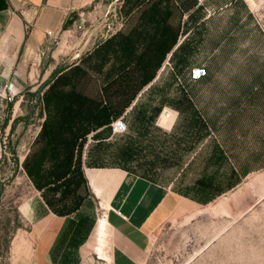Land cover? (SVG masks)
Returning <instances> with one entry per match:
<instances>
[{
	"label": "rangeland",
	"instance_id": "1",
	"mask_svg": "<svg viewBox=\"0 0 264 264\" xmlns=\"http://www.w3.org/2000/svg\"><path fill=\"white\" fill-rule=\"evenodd\" d=\"M121 6V0H105L100 7L104 15L91 19L88 31L54 38L58 49L53 67L38 83L26 85L9 107L11 127L0 132V264H11V238L24 226L17 207L34 191L25 169L41 147V99L49 86L40 96L38 91L62 73L71 76L72 84L60 88H76L122 112L111 128L119 118L127 124L125 133L112 129L100 145L93 139L95 132L88 134L82 169L93 155L97 164L124 167L196 198L202 192L198 182L215 179L211 193L217 194L201 196L210 201L175 214L152 234L142 264H264V0H191L185 16L170 20L179 41L146 85L138 64L109 79L111 64L99 73L89 61L80 63L100 42L130 29L124 9L119 13ZM183 42L188 62L179 64L173 53ZM78 64L79 72L72 73L69 67ZM195 67L207 71L197 82L190 79ZM182 92L206 123L209 135L203 139L189 129V112L182 114L170 105ZM163 100L154 116L153 108ZM141 105H148L146 122L138 116ZM165 109L173 115L167 123L161 120ZM130 142L137 151L132 160L123 148ZM221 152L224 159L217 161ZM77 155L78 150L75 159ZM249 171L245 177L240 174ZM72 185L81 205L87 202L85 183L74 180ZM65 190L55 196L47 192L59 200ZM75 200V195H65L67 206Z\"/></svg>",
	"mask_w": 264,
	"mask_h": 264
},
{
	"label": "crops",
	"instance_id": "2",
	"mask_svg": "<svg viewBox=\"0 0 264 264\" xmlns=\"http://www.w3.org/2000/svg\"><path fill=\"white\" fill-rule=\"evenodd\" d=\"M125 1L121 0L119 13L125 11L131 26L119 34L153 33L143 20L155 0H147L145 5L132 11L123 8ZM188 1L191 2H163L161 12L168 3L173 13L171 19L177 14L185 16L191 9L186 6ZM104 3L105 0H0V132L11 127L13 110L10 112L11 103L4 99L6 86L13 83L22 92L26 85L38 83L53 67L58 49L57 45L53 47L54 41L88 31L91 19L104 15L105 10H100ZM167 26L171 27L170 21ZM162 33L163 26L159 31ZM104 43L105 40L97 46ZM45 93L47 91L41 99L44 121L49 114L43 103ZM172 118L173 115L167 119ZM40 141L41 147L27 163H31L44 146L42 137ZM47 163L50 164L49 160L37 177L38 182L47 175ZM25 172L34 191L17 207L24 226L11 238L8 254L11 264H142L152 234L163 223L179 212L203 205L172 186L125 169L85 164L83 173L89 193L85 203L91 212L82 208L83 203L76 212L58 216L45 201V197L51 198V193L38 190L26 169ZM249 173L240 174L245 177ZM102 209L107 211V218L101 234Z\"/></svg>",
	"mask_w": 264,
	"mask_h": 264
},
{
	"label": "trees",
	"instance_id": "3",
	"mask_svg": "<svg viewBox=\"0 0 264 264\" xmlns=\"http://www.w3.org/2000/svg\"><path fill=\"white\" fill-rule=\"evenodd\" d=\"M146 1L126 0L123 8L128 7V11H132L145 5ZM168 1L155 0L148 8L147 18L143 22L152 29L153 33L150 34L147 31L143 36L132 33L128 35L117 34L104 44L97 46L94 52L85 59H81L80 63L86 60L89 61L91 68L99 73L103 72L107 64H111L107 73L109 79L118 72L128 69L133 64H138L145 72L142 84L150 83L155 75L154 70L160 67L166 55L177 45L179 39V34L174 32L170 26H167L173 15L172 11L169 10L168 3L164 6V11L161 12L163 2ZM161 26H163V33L159 34ZM186 45L187 43L183 42L173 53V58L178 57L179 64L188 62V53L185 50ZM139 46H142L141 51ZM79 65L69 67L72 73L79 72ZM60 84L70 86L72 84L71 76L63 77L62 73L48 83L49 89L43 97V103L48 108L49 116L47 115L46 120L43 122L40 133V136L44 139V146L33 161L26 164V171L40 191L45 189V191H49L55 196V193L61 191L63 187L66 188L59 200L45 197V201L53 213L58 216H67L76 212L81 205L77 193L74 192L75 187L72 182L75 180L76 183H86L82 169V150L87 135L95 132L93 139L99 141L98 145H100L103 140L111 135V123L122 112H114L107 104L100 103L92 97L79 92L76 88H71L70 90L60 88ZM164 103L165 100L159 106L153 108L154 116L161 112L162 104ZM170 105L182 114L189 112V129L197 130V133L200 134V139L209 135L206 123L184 92L176 101H171ZM9 106L12 107V104ZM142 106L143 108H141ZM146 106L148 107V105L139 106L140 111L138 112V116L144 122L147 121L145 118L147 113ZM40 115L43 117V112ZM123 148L124 154L129 160H132L137 152L135 144L130 142ZM76 150H78V155L75 159ZM92 157L93 155H89L86 161L88 167H109L105 166L103 162L97 164V161L91 160ZM222 159H224V156L221 152L217 157V161ZM47 160L51 163V167L44 179L39 178V182H41L39 183L37 177L44 169ZM113 167L127 170L121 166ZM127 171L132 172L130 170ZM142 177L149 179L148 176ZM205 181V183L203 181L198 182L199 187H202L201 196L212 194L211 191H213L215 185V179L212 177L205 179ZM64 193L76 196V200L71 206L65 204L64 198L66 194ZM216 194L217 192L212 195ZM185 196L189 195L185 194ZM201 196L193 198L202 204L210 201V199H203ZM58 202H63V204L58 205Z\"/></svg>",
	"mask_w": 264,
	"mask_h": 264
},
{
	"label": "built area",
	"instance_id": "4",
	"mask_svg": "<svg viewBox=\"0 0 264 264\" xmlns=\"http://www.w3.org/2000/svg\"><path fill=\"white\" fill-rule=\"evenodd\" d=\"M199 1L201 2L202 0ZM206 75H207V71L204 67H195L190 72V79L193 82H197L204 79ZM19 94L20 92L17 90L15 85L13 83H9L5 89L4 99L7 102L12 103L15 102ZM165 113H167L168 115H172V112H169L166 109L163 111V114ZM112 129L115 134H123L127 131V124L122 118H119L113 123ZM100 216L102 217L104 216L105 218H107V211L102 210Z\"/></svg>",
	"mask_w": 264,
	"mask_h": 264
},
{
	"label": "bare ground",
	"instance_id": "5",
	"mask_svg": "<svg viewBox=\"0 0 264 264\" xmlns=\"http://www.w3.org/2000/svg\"><path fill=\"white\" fill-rule=\"evenodd\" d=\"M172 115H168L167 113H165V114H163L162 115V121L164 122V123H167L170 119H167V118H170ZM103 210V209H102ZM105 220H106V218L103 216H100V224H99V226H100V228H101V234H102V229L104 228V224H105Z\"/></svg>",
	"mask_w": 264,
	"mask_h": 264
},
{
	"label": "water",
	"instance_id": "6",
	"mask_svg": "<svg viewBox=\"0 0 264 264\" xmlns=\"http://www.w3.org/2000/svg\"><path fill=\"white\" fill-rule=\"evenodd\" d=\"M53 77L50 79V81H53ZM48 85V83H46V84H44L43 86H42V88L38 91V95L40 96L41 95V93H42V91H43V89L46 87Z\"/></svg>",
	"mask_w": 264,
	"mask_h": 264
}]
</instances>
